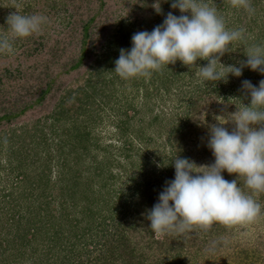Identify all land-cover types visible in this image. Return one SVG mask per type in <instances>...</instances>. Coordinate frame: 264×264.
Here are the masks:
<instances>
[{"label": "trees", "instance_id": "1", "mask_svg": "<svg viewBox=\"0 0 264 264\" xmlns=\"http://www.w3.org/2000/svg\"><path fill=\"white\" fill-rule=\"evenodd\" d=\"M129 1L134 17L122 15L114 0H0V39L11 44L0 50V264H208L220 259L229 233L239 229L214 223L156 237L144 214L175 178V158L214 163L193 146L204 116L212 110L230 117L229 109L235 116L251 101L243 81L258 87L264 80L242 63L249 49L264 46V0H203L228 30H242V39L220 58L227 74V66L240 65L242 80L225 77L215 85L194 79L198 66L208 64L203 59L121 79L115 60L121 49H131L133 34L151 32L169 12L191 15L173 9L172 0L160 1V13L156 0ZM16 12L46 20L31 36L14 37L7 18ZM184 87L190 94L183 121L164 135L170 151L156 169L148 154L149 129L161 121L153 113L156 103L174 90L184 95ZM108 117L116 143H104L97 133ZM121 160L131 162L132 175L118 194L109 183ZM151 164L155 170L147 171ZM223 175L252 192L238 174ZM256 194L264 212V192ZM237 247L239 256L249 257L247 248ZM261 252L253 256L262 259Z\"/></svg>", "mask_w": 264, "mask_h": 264}, {"label": "clouds", "instance_id": "2", "mask_svg": "<svg viewBox=\"0 0 264 264\" xmlns=\"http://www.w3.org/2000/svg\"><path fill=\"white\" fill-rule=\"evenodd\" d=\"M154 7L161 12L160 0ZM172 8L191 15L169 12L151 32L133 34L132 47L120 50L114 72L123 80L147 78L177 61L190 67L203 59L208 64L198 66V74L204 82L215 85L225 79L217 65H224L220 57L230 51L233 42L242 39V30H228L216 9L203 0H172ZM45 20L41 15L16 12L7 18V24L14 37L23 38L39 31ZM10 48L7 38L0 39V50ZM246 55L243 65L264 74V46L257 45ZM227 67L231 69L228 74L242 75V67ZM243 87L251 101L238 107L231 120L233 130L230 132L218 118L219 123L210 126L207 146L214 163L198 166L189 158L174 159L175 178L166 182L158 202L144 214L156 237L185 234L194 228L206 230L214 223L233 226L251 222L261 213L254 194L264 192V80L258 87L245 80ZM225 170L238 174V180L244 178L252 192L246 194L237 179H225Z\"/></svg>", "mask_w": 264, "mask_h": 264}, {"label": "rangeland", "instance_id": "3", "mask_svg": "<svg viewBox=\"0 0 264 264\" xmlns=\"http://www.w3.org/2000/svg\"><path fill=\"white\" fill-rule=\"evenodd\" d=\"M160 1H162V0H160ZM114 2L116 3L117 9L119 10V12L122 15H124V16L129 15L130 17H134L133 13H131L133 10L129 9L130 8L129 7V3H130L129 0H114ZM222 57H225V55H223ZM220 62L225 64L224 60H220ZM220 65H221V67H223V69H220V70L222 72H224L225 77L227 78V79H225L226 82L234 81V82L238 83L239 79L242 80V78H241L242 75L237 77L231 73V75H232V76H230L231 78L229 76H227L226 66H223L222 64H220ZM238 67H240V65ZM199 71H200V69L196 70L195 78H194L195 81L202 79V77L198 74ZM192 85H194V84H192ZM182 91L183 92L185 91L184 95L179 94L177 92V90H174L168 96L165 95L163 97V100L156 103V109H155V112H153V113L156 115L161 114V117H160L161 121L157 122L156 124L151 126V128L149 129L150 130L149 134L151 135L150 137H151L152 141H151L150 145L148 146L149 159L153 158V159H155V162L156 161L159 162L161 160V158L163 159L164 154L166 152L170 151V147H167L165 145L167 136H164V135H166V133L170 130L172 125H174L175 123H178L180 120L183 121L184 111H185V108L187 107L186 100L188 98H186V97H189L190 88L184 87L182 89ZM186 93H188V94H186ZM140 100H141V102L144 101L143 99H140ZM140 100H139V102H140ZM153 102H155V101H153ZM211 111H210V113L207 114V116L206 115L204 116V117H206L205 121H204V123L200 124L202 127L199 130V132L197 134H195V136H194L195 141L193 143L194 147L200 148V149H198L197 153L199 152L202 155H205L204 157L207 159L215 158L212 154V151L207 146L209 138H210V126L218 124L219 120H220L222 123H225L223 126L225 128H227L230 132L235 127L234 122L231 121L234 118L233 117L234 115H231L230 109H229L230 117H224L222 115V114L225 115L224 112H219V114H217V113L215 114V112H214V114L211 115ZM213 111H215V109ZM151 115H153V114H150V116ZM109 121H110V118L108 117L105 124L102 125L101 127H99V129H97V133L104 140L103 141L104 143H109V142L116 143L114 140L117 139V130L111 125V123ZM158 162H156V166H157L156 169H160V165L158 164ZM129 163H131V162L121 160L122 166L113 167V170H114L113 172L116 175V180H113L112 182L109 183L110 184L109 188H112V189L118 191V194L120 192V190H119L120 188H122V187H123V189L127 188L126 183H130V181L128 179H129V177H131L132 172L130 170L131 164H129ZM154 170L155 169H154V166L152 164L148 166L147 171H154ZM147 171L145 169L143 176H145V172H147ZM151 174L153 175L154 178L160 176L159 172H157L156 174H153V173H151ZM1 177L3 178V175ZM53 178L54 179L56 178V174H54ZM142 179H144V178H142ZM112 183H115V185ZM255 199L259 203L260 197L258 194H256ZM119 202H120V200L117 199L115 204L118 205ZM263 202H264V200H263ZM120 203H122V202H120ZM57 215H59V212L57 213ZM65 229L67 230V228H65ZM78 229H80V228H78ZM235 231L236 232L234 234L232 232H231L232 234L229 233L227 241L224 242V247L221 250L222 256L220 257V259L211 260L210 262H208V264H261L264 262V255H263V258L261 257L262 259H260L259 256H255V255L253 256V254L255 252L259 253L260 250L262 251L261 253L264 252V212H262V210H261V213L251 222L241 223L239 226V229L235 230ZM238 244L242 245L243 248H247L250 251V255L248 258L245 255L239 256V253L237 252L239 250L237 247ZM82 245L83 244H82V240H81L80 241V248H78V249H80V250L84 249V248H82L83 247ZM26 264H31V262L29 261Z\"/></svg>", "mask_w": 264, "mask_h": 264}]
</instances>
